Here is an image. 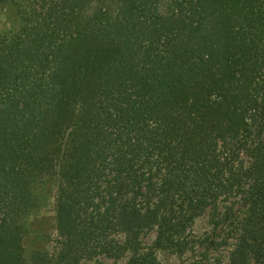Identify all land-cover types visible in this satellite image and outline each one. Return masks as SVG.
<instances>
[{"label":"trees","instance_id":"16d2710c","mask_svg":"<svg viewBox=\"0 0 264 264\" xmlns=\"http://www.w3.org/2000/svg\"><path fill=\"white\" fill-rule=\"evenodd\" d=\"M169 3L0 0V264H264V0Z\"/></svg>","mask_w":264,"mask_h":264},{"label":"rangeland","instance_id":"374dc122","mask_svg":"<svg viewBox=\"0 0 264 264\" xmlns=\"http://www.w3.org/2000/svg\"><path fill=\"white\" fill-rule=\"evenodd\" d=\"M23 4V3H21ZM24 5V4H23ZM169 0H158L157 2L154 3V7L158 8V11H165L166 9L169 8ZM75 15L78 17V19H82L84 21L90 19V24L88 25H82L83 27H89V28H98L100 29L101 27H104L105 24L103 23L105 20L103 19L105 17L106 11L105 9H108V14H112L113 17H118V22H113L112 24L117 25V29H131V28H136L135 26L133 27L132 24H126L129 21V17L133 11H137L138 13H144L145 15L152 14V2L147 3L145 6H138L134 7L135 10H132L133 8L128 4L125 3L124 0H75ZM141 7V8H140ZM139 8V9H138ZM97 22L95 23V21ZM83 21V22H84ZM20 20L16 12V8L13 5H7L5 8H2L0 12V36L3 35L4 33H8L10 31H20ZM80 26V27H82ZM21 59H26L27 53H22L21 54ZM42 214V219L43 223H41L40 220H35L33 226H43L45 225L47 221V217L52 214V200L48 203V206L43 210ZM193 231L196 234L208 232L209 230L212 229V226L210 224V221L207 216H201L199 217L195 224ZM153 239V234L150 235V237L146 240V242L149 243L150 239ZM25 245L27 246H34V247H39L43 246L45 243L43 241L38 240L37 242H31V241H25ZM190 247H188V250L186 252V255L183 257V260L179 259L178 257L174 256L173 254L167 252V251H161L159 252L160 258L165 262L164 264H176L179 263L180 261L183 262H188L194 258V255L190 253L189 251ZM214 255H216L217 252H220L219 249L213 250ZM222 255H227V251L223 250ZM214 257V256H212ZM218 257V256H216ZM103 261L106 264H114L111 260H106L103 259ZM117 264H125L124 260H121L117 262Z\"/></svg>","mask_w":264,"mask_h":264}]
</instances>
